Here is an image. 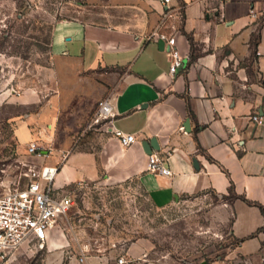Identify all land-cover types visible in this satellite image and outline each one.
Returning a JSON list of instances; mask_svg holds the SVG:
<instances>
[{
  "label": "crops",
  "instance_id": "0c3cea01",
  "mask_svg": "<svg viewBox=\"0 0 264 264\" xmlns=\"http://www.w3.org/2000/svg\"><path fill=\"white\" fill-rule=\"evenodd\" d=\"M85 1L104 14L59 22L51 53L85 72L102 68L122 76L107 83L112 90L101 89L115 115L101 126L99 161L89 153L50 158L45 166L59 168L54 185L61 190L96 181L103 170L108 183L137 180L157 209L199 194H232L236 199L227 214L237 245L229 257L260 264L264 215L250 203L264 207V25L258 22L264 0ZM161 36L174 37L183 57L175 75ZM59 99L52 100L50 120ZM256 115L260 124L252 119ZM109 128L134 135L136 142L123 148ZM154 139L159 150L153 154L170 176L149 171L151 155L144 146Z\"/></svg>",
  "mask_w": 264,
  "mask_h": 264
},
{
  "label": "rangeland",
  "instance_id": "374dc122",
  "mask_svg": "<svg viewBox=\"0 0 264 264\" xmlns=\"http://www.w3.org/2000/svg\"><path fill=\"white\" fill-rule=\"evenodd\" d=\"M98 10L85 0H0V195L25 188L30 170L40 172L54 156L89 153L99 161L97 104L106 99L101 89L112 90L107 83L122 74L85 72L51 53L59 22L92 21ZM55 96L57 115L50 120ZM30 143L42 156L29 154ZM60 194L73 199L68 217L45 243H27L0 264H83L82 256L84 264H118L121 258L132 264H246L229 257L237 245L227 214L232 194H199L157 209L137 180L108 183L103 170L98 180L67 185Z\"/></svg>",
  "mask_w": 264,
  "mask_h": 264
},
{
  "label": "built area",
  "instance_id": "2783aa9c",
  "mask_svg": "<svg viewBox=\"0 0 264 264\" xmlns=\"http://www.w3.org/2000/svg\"><path fill=\"white\" fill-rule=\"evenodd\" d=\"M170 1L164 0L165 4H169ZM218 1L223 3V0ZM161 39L169 46L170 74L175 75L183 65V57L175 46L174 37L161 36ZM114 115L110 101L101 100L97 104L94 124L106 125L111 122ZM252 119L261 123L258 115ZM108 130L118 138L123 148L136 142L134 135H127L120 130L113 131L110 128ZM27 150L31 155L42 156L41 148L36 143H30ZM149 171L155 175L170 176L172 174L157 154H152L149 158ZM58 173V167L45 166L40 172L30 170L26 176L28 184L25 188L14 189L0 195V263L27 243L33 241L40 244L45 243L59 223L68 217L74 202L70 195H61L60 189L54 187ZM85 260L86 258L82 256L79 262L84 264ZM118 264H132V262L121 258ZM212 264L229 263L222 261Z\"/></svg>",
  "mask_w": 264,
  "mask_h": 264
},
{
  "label": "trees",
  "instance_id": "16d2710c",
  "mask_svg": "<svg viewBox=\"0 0 264 264\" xmlns=\"http://www.w3.org/2000/svg\"><path fill=\"white\" fill-rule=\"evenodd\" d=\"M262 25H264V21H262V23H260L259 26L261 27ZM260 27H259V28H260ZM259 28H258V30H259ZM187 37H188V39H189V42L191 43V46L193 47V46H194L193 38H192L191 36H187ZM259 42H260V36H259V34L257 33V34L253 37V40H252V43H251V47H253L254 50H255V49L257 48ZM191 60H192V59H191ZM250 205L258 207V208L260 209L261 213L264 215V207H263V206H261V205H257V204H252V203H250ZM260 232H264V227L261 228V229L258 231V233H260Z\"/></svg>",
  "mask_w": 264,
  "mask_h": 264
},
{
  "label": "water",
  "instance_id": "95a60500",
  "mask_svg": "<svg viewBox=\"0 0 264 264\" xmlns=\"http://www.w3.org/2000/svg\"><path fill=\"white\" fill-rule=\"evenodd\" d=\"M160 45H161V46L165 45V42L162 40V41L160 42ZM188 125H189V124H187L186 127H188ZM147 145H148V149H147V147H145V146H144V149H145V152H146L148 155H152L153 152H154L155 150H159L158 142H157V140H155V139L152 140L151 142H149Z\"/></svg>",
  "mask_w": 264,
  "mask_h": 264
},
{
  "label": "bare ground",
  "instance_id": "6f19581e",
  "mask_svg": "<svg viewBox=\"0 0 264 264\" xmlns=\"http://www.w3.org/2000/svg\"><path fill=\"white\" fill-rule=\"evenodd\" d=\"M56 246V245H55Z\"/></svg>",
  "mask_w": 264,
  "mask_h": 264
}]
</instances>
